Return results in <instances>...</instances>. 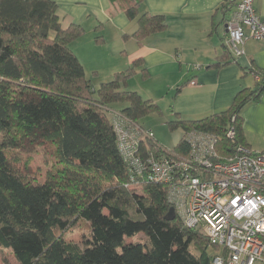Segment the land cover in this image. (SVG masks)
I'll use <instances>...</instances> for the list:
<instances>
[{"label":"trees","instance_id":"16d2710c","mask_svg":"<svg viewBox=\"0 0 264 264\" xmlns=\"http://www.w3.org/2000/svg\"><path fill=\"white\" fill-rule=\"evenodd\" d=\"M112 2L137 20L132 37L140 44L167 29L164 16L140 11L143 0ZM84 34L81 25H63L53 0H0V250L11 251L18 264H212L206 237L178 218L166 220L167 187H127L129 170L108 115L123 105L118 112L139 127L152 113L162 116L158 104L128 89L142 61L95 90L71 49ZM245 72L255 84L230 109L196 121L175 115L170 130L214 135L222 161L248 147L241 114L261 101L264 73ZM184 135L175 148L182 154ZM29 143L48 145L55 160L42 184L8 156ZM81 222L91 232L84 248L63 236ZM140 234L143 241L125 242Z\"/></svg>","mask_w":264,"mask_h":264},{"label":"crops","instance_id":"0c3cea01","mask_svg":"<svg viewBox=\"0 0 264 264\" xmlns=\"http://www.w3.org/2000/svg\"><path fill=\"white\" fill-rule=\"evenodd\" d=\"M53 1L64 26L76 24L85 30L84 36L71 45L85 73L87 67L119 73L141 60L142 66L128 81V89L158 105L165 101V95H159L168 90L166 95L172 94L171 110L159 105L165 121L174 120L175 115L196 121L226 111L241 91L255 84V78L245 70L264 73L263 43L249 40L244 45L245 54L239 58L227 46L226 23L240 0H143L140 11L164 16L167 29L142 44L132 37L138 30L137 20L129 19L119 3ZM254 8L264 18V0H255ZM97 51L112 65L99 67V60L94 58ZM243 131L251 149L257 139H264V95L243 114ZM260 147L256 149L264 150Z\"/></svg>","mask_w":264,"mask_h":264},{"label":"built area","instance_id":"2783aa9c","mask_svg":"<svg viewBox=\"0 0 264 264\" xmlns=\"http://www.w3.org/2000/svg\"><path fill=\"white\" fill-rule=\"evenodd\" d=\"M254 2L240 0L226 23L227 46L236 58L245 54L249 40L264 44V18ZM109 112L129 170L128 188L141 191L147 183L167 187L176 218L215 248L212 264H264V152L241 146L222 161L218 139L200 130L184 135L185 154L160 149L151 131L133 125L118 111ZM227 136L233 139L235 132Z\"/></svg>","mask_w":264,"mask_h":264},{"label":"rangeland","instance_id":"374dc122","mask_svg":"<svg viewBox=\"0 0 264 264\" xmlns=\"http://www.w3.org/2000/svg\"><path fill=\"white\" fill-rule=\"evenodd\" d=\"M75 50H77L76 47ZM99 51L101 52V50ZM99 51H97V54H95L94 56L95 59L97 58L99 60V67L111 66L113 62H109V60L105 56H103V54ZM94 68H86V77L92 82L95 90H98L101 84L108 83L114 80L115 75L117 74L111 70H107L106 72H100L98 70H94ZM95 75H99L103 78L100 79L98 77H95ZM104 77H106L107 79ZM123 88L125 89V87ZM168 92L169 91L166 90L164 94L161 93V95H159L158 97L161 98L163 95H165L164 103H161L162 105L159 104L164 107L165 111L169 109L171 110L170 101L172 94L167 96L166 94H168ZM252 104L253 103H251L250 105ZM250 105H248V107ZM248 107L243 110L241 114L242 117L243 114L247 112ZM121 108H123V105H113L111 110L118 111ZM108 117L111 118L110 115H108ZM168 122L169 121H165L164 118H162L160 112H155L144 117L142 121H140L139 125L146 131H151L153 133V135L155 136L154 140L156 143L162 145L166 150L172 151L176 148L177 143L179 142L183 133L181 130L171 131L167 124ZM262 140L264 139H257V145L254 146L252 149L249 146L248 148L255 152H264V150L256 149L257 146H262L260 148H263L264 141ZM8 156L21 173L28 175L32 180L39 184L44 183L48 170L50 169L52 163L55 161L52 155L51 148L45 144L34 145L29 143L26 144V146L22 149L11 151L10 153H8ZM55 234L59 236L61 234L60 230L56 229ZM90 235L91 232L89 225L85 222L79 223L74 228H68L63 233L64 240L66 242L80 245L83 248L85 247V243L88 241V239H90ZM144 239L145 236L143 234H140L136 238H126L125 242L129 244L135 241H143ZM208 253L210 256H214L216 254V250L210 247ZM0 264H18V262L16 261L11 251L0 250Z\"/></svg>","mask_w":264,"mask_h":264},{"label":"water","instance_id":"95a60500","mask_svg":"<svg viewBox=\"0 0 264 264\" xmlns=\"http://www.w3.org/2000/svg\"><path fill=\"white\" fill-rule=\"evenodd\" d=\"M167 221H174L176 220V214H175V209L172 207L169 211V213L166 216Z\"/></svg>","mask_w":264,"mask_h":264}]
</instances>
